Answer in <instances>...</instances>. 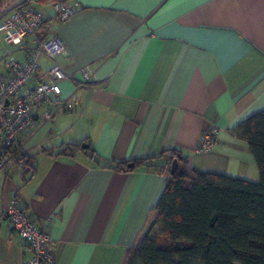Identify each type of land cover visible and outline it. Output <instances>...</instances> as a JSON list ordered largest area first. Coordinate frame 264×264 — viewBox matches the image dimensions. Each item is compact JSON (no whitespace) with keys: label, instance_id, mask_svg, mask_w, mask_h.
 <instances>
[{"label":"crops","instance_id":"obj_1","mask_svg":"<svg viewBox=\"0 0 264 264\" xmlns=\"http://www.w3.org/2000/svg\"><path fill=\"white\" fill-rule=\"evenodd\" d=\"M76 1L65 21L50 2L29 1L45 15L41 37L66 45L56 60L72 76L61 88L73 108L39 117L24 134L31 173L0 172V264L31 254L4 215L13 197L47 229L54 264L124 263L165 188L166 155L126 171L96 163L91 151L122 162L178 149L201 171L259 181L232 129L264 110V0ZM26 45L33 37L0 57L24 59ZM81 70L89 83L79 87ZM212 126L220 129L212 151L196 152Z\"/></svg>","mask_w":264,"mask_h":264},{"label":"trees","instance_id":"obj_2","mask_svg":"<svg viewBox=\"0 0 264 264\" xmlns=\"http://www.w3.org/2000/svg\"><path fill=\"white\" fill-rule=\"evenodd\" d=\"M232 133L247 142L259 169L258 182L201 171L178 149L122 162L91 151L96 163L126 171L166 155L165 188L123 264H264V110L238 122ZM31 171L27 157V168L20 172Z\"/></svg>","mask_w":264,"mask_h":264},{"label":"built area","instance_id":"obj_3","mask_svg":"<svg viewBox=\"0 0 264 264\" xmlns=\"http://www.w3.org/2000/svg\"><path fill=\"white\" fill-rule=\"evenodd\" d=\"M54 15L65 21L73 15L79 3L76 0H52L49 3ZM44 13L31 2L20 4L0 18V40L9 46L26 44L33 37L34 45L27 47L24 59H18L11 52L0 57V172L13 168L24 171L27 168V153L22 138L40 117L46 121L61 111L73 108L70 99L62 98L61 81L72 79L56 56L67 52L65 43L55 34L41 39ZM48 57L47 68L40 65L41 58ZM82 79L77 86H86L89 75L81 70ZM32 79L35 83L30 85ZM45 105L42 112L39 106ZM220 129L209 127L200 134L196 152L212 151ZM4 215L12 229L25 241L30 256L21 264H54V254L49 249L50 235L44 225L32 219L20 199L13 197Z\"/></svg>","mask_w":264,"mask_h":264},{"label":"rangeland","instance_id":"obj_4","mask_svg":"<svg viewBox=\"0 0 264 264\" xmlns=\"http://www.w3.org/2000/svg\"><path fill=\"white\" fill-rule=\"evenodd\" d=\"M30 0H0V18L5 15L8 11L11 9H14L16 6L24 3H28ZM37 1V0H34ZM39 1V0H38ZM52 0H46L45 3H49ZM9 45H7L5 42L0 40V55L2 54L3 50ZM11 47V46H9ZM7 47V48H9ZM10 49V48H9ZM11 50V49H10ZM18 170L16 168H13L10 171V174H16Z\"/></svg>","mask_w":264,"mask_h":264},{"label":"water","instance_id":"obj_5","mask_svg":"<svg viewBox=\"0 0 264 264\" xmlns=\"http://www.w3.org/2000/svg\"><path fill=\"white\" fill-rule=\"evenodd\" d=\"M82 147L88 148L87 145H83ZM127 166L132 167L133 163H129V164H127ZM176 166H177V160L175 159V160H173L172 165H171V172L175 169Z\"/></svg>","mask_w":264,"mask_h":264}]
</instances>
